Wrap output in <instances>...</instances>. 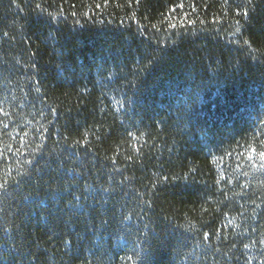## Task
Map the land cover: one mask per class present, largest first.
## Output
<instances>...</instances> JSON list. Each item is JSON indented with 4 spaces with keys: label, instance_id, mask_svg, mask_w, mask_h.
Listing matches in <instances>:
<instances>
[{
    "label": "trees",
    "instance_id": "1",
    "mask_svg": "<svg viewBox=\"0 0 264 264\" xmlns=\"http://www.w3.org/2000/svg\"><path fill=\"white\" fill-rule=\"evenodd\" d=\"M264 0H0V264H264Z\"/></svg>",
    "mask_w": 264,
    "mask_h": 264
},
{
    "label": "snow or ice",
    "instance_id": "2",
    "mask_svg": "<svg viewBox=\"0 0 264 264\" xmlns=\"http://www.w3.org/2000/svg\"><path fill=\"white\" fill-rule=\"evenodd\" d=\"M262 156H264V153H261Z\"/></svg>",
    "mask_w": 264,
    "mask_h": 264
}]
</instances>
